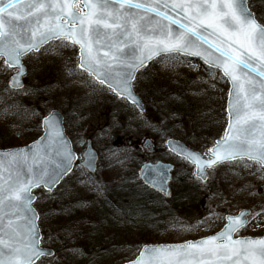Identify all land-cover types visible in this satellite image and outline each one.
I'll list each match as a JSON object with an SVG mask.
<instances>
[{
    "label": "snow or ice",
    "instance_id": "1",
    "mask_svg": "<svg viewBox=\"0 0 264 264\" xmlns=\"http://www.w3.org/2000/svg\"><path fill=\"white\" fill-rule=\"evenodd\" d=\"M52 41L59 43L53 46ZM77 45V68L141 109L131 82L136 71L154 57H199L207 66L209 80L222 70L221 79L231 84L223 136L207 154L178 141L167 144L195 165L197 179L207 180L208 167L225 163L255 167L264 178V12L258 17L249 0H0V58L5 70L15 69L5 94L32 91L21 82L26 71L23 57L39 54L42 48L47 52ZM21 108L24 118L35 115L33 109L16 102L6 103L0 115ZM42 126L45 134L32 145L0 150V264H44L45 260L55 264L57 259L51 248L42 246L33 189L42 186L51 194L80 158L59 113L49 112ZM94 164L95 153L89 148L80 166L94 170ZM153 172L151 177L145 173V183L170 195L165 186L167 166ZM92 183L102 188L99 182ZM262 213L264 209L256 213L243 209L229 214L220 232L200 240L143 245L128 264H264V237L234 238L250 223L249 216L257 219ZM198 224L177 221L173 226L192 229ZM52 238L50 234L48 239ZM68 251L83 254L82 249Z\"/></svg>",
    "mask_w": 264,
    "mask_h": 264
},
{
    "label": "trees",
    "instance_id": "2",
    "mask_svg": "<svg viewBox=\"0 0 264 264\" xmlns=\"http://www.w3.org/2000/svg\"><path fill=\"white\" fill-rule=\"evenodd\" d=\"M253 2L264 4V0ZM155 62L156 60L142 68L134 82L143 99L157 106L155 113L148 111V108L141 113L125 99L115 96L118 99L115 100L118 101L117 105L108 108L109 113H113L115 121L123 123L126 117L120 113L124 110H134L138 113V117L134 119V122L138 123L134 124L136 126L134 132L143 135L147 133L146 123L159 124L160 119L157 118L156 112L163 111L166 120L172 119L173 122L167 125L170 126L166 129L168 133L179 138H194L195 134L181 129L180 123L189 118L196 133L205 128L201 137L215 139V134L222 132L226 125V96L221 98L212 94V86L208 88L202 83L203 90L211 91L213 109L209 110L205 102L196 97L199 90L187 87L195 83V74L185 70L178 73L180 75L178 78L173 74L162 77L157 74L156 68H152ZM53 66L54 72L48 68L35 72V76L24 87L32 90L28 94L22 92L15 95L5 94L3 89L8 87L9 79H5L0 73V96L4 97V101H0V113L3 112L6 103L10 105L13 102L35 111V115L28 118L23 117V108L13 109V114L0 115V148L21 146L35 140L42 132V119L48 113L46 108L49 106L64 107L68 110H64L66 126L70 123V110L90 114L95 108L106 106V103L94 99L88 92L79 96L78 93L71 94L67 90L63 93L61 89L65 85L58 79L61 77L62 68L56 64ZM54 76L56 78L53 80ZM46 79L51 80L46 82ZM32 82L35 84L29 86ZM213 84L218 88V83H211ZM62 94L68 100L67 103L61 97ZM210 112L211 123H207V113ZM174 116L179 119L173 120ZM163 150L165 152L162 153V157L167 153L166 148ZM132 165L130 171L116 178L106 176L105 181L99 183L101 189H97L95 185L89 188L87 185L79 187L77 181L70 179L72 177L70 175L54 192L39 197L35 206L40 213L39 223L44 244L54 247L56 254H64L65 260L73 254L68 249L83 248L87 251V257L92 264H114L109 260L114 258L120 249L130 247L127 251L130 255L138 252L144 244L153 243L157 239L153 229L162 224L170 225L182 209H189L195 213L198 211L199 200L204 192V187L199 185L200 183H191L186 177L179 178L175 181L174 188L172 186L171 196L166 197L144 185L138 175L139 165L133 162ZM69 233L72 234L71 237ZM50 234L53 237L51 240L48 239Z\"/></svg>",
    "mask_w": 264,
    "mask_h": 264
},
{
    "label": "rangeland",
    "instance_id": "3",
    "mask_svg": "<svg viewBox=\"0 0 264 264\" xmlns=\"http://www.w3.org/2000/svg\"><path fill=\"white\" fill-rule=\"evenodd\" d=\"M249 3L252 6L253 12L256 13L258 17L264 12V4L261 5V3H254L253 0H249ZM58 43V41H54L51 42V45L55 46ZM78 52V46L62 47L56 51L49 48L47 52L42 48L39 54H29L25 56L24 61L28 67L25 79L26 83H28L35 76V72L46 68H48L49 71L54 72L53 64H56L57 67L62 68V72H60L61 77L58 79H60L65 85V87L61 89L63 93H66L67 90V92L71 94L76 92L79 96L81 93L88 92L94 99L96 98L97 100H102V102L106 103V106H99L90 114H86L85 112L76 113L74 109L70 110V123L66 126L67 134L69 135L74 150L78 153L80 159H82V152L86 146L88 138L93 140L94 146L101 153L102 160L100 162L99 174L95 176L89 175L81 168V166H77L72 172V177H70V179L77 181V186L81 187L87 185L89 188L94 185L92 181L103 183L106 176L116 178L117 176L130 171L133 166L132 162L137 163L140 166L142 163L151 160V158L155 159L160 156L162 157V153L165 152L163 148H165L166 140L169 137H179L167 132L168 130L166 129L170 127L167 125L173 122L172 119L169 121L166 120V115L163 111L156 112L157 118L160 119V123L153 125L146 123L145 126L147 133L143 135H138L134 132V128H136L134 124H138L137 122H134V119L138 117V113L134 110H124L120 113L124 114L126 117L123 123L119 124L120 121H115L112 116L113 113H109L108 108L111 105H117L118 101H115L118 100L115 98L116 95L111 89L96 81L89 73L77 68L79 58ZM177 66L179 67L177 68ZM152 68H156L158 71L157 74L162 77H169L173 74L178 78L180 76L178 73L185 70L195 74V83L189 84L187 87L188 89L195 88V91L199 90L196 97L200 101H204L209 110L213 109L210 100L211 91L212 94L221 98L227 96L229 83L225 78V82L220 78V76H222L221 72L218 70L215 78L209 80L207 66L195 59L188 57L185 59L181 56L179 60H173L171 58L165 60L161 57L156 60L155 64L152 65ZM69 69L72 70L71 74L69 73ZM14 71L15 69L5 70L4 60L3 58H0V73H2L5 79H9ZM55 78L56 77L54 76L53 80ZM50 80L51 79H46V82ZM202 83L208 88L211 87V83H218V88L211 87V91L207 89L206 92L203 90ZM32 84L35 83L32 82L29 86H32ZM61 97L65 99L64 94H62ZM216 98L218 99V97ZM144 101L148 111L153 112L154 114L157 106L153 105L147 99H144ZM65 102L67 103L68 100L65 99ZM54 108L55 107L49 106L46 108V111L50 112L51 109ZM59 109L63 111V113L64 110H66L64 107H60ZM207 117V123H211V112L207 113ZM177 119H179L177 116L173 117V120L177 121ZM180 124H182L181 129H186L196 136L190 139H179L183 140L189 146L201 151L203 154H207V149L212 146L217 138L223 135L222 131L215 134V139H204V137H201V134L204 132L205 128L196 133L189 118L185 119ZM146 137L155 138L154 153L147 152L146 148L143 147V141ZM152 146L154 145H148V147ZM166 152L167 153H165L162 159L171 161L176 165V170L174 172L175 175L172 181L173 188L175 186V181H178L179 178L183 179L186 177L191 183H200L199 185L204 187V192L202 198L199 200L200 207L196 213L189 209H182L179 215H177L178 217L175 218L170 225L162 224L153 229L157 237L154 243H175L198 239L220 230L226 223L227 214H235L242 208H250L253 213L261 212V209H264V178H261L260 172L255 171V167L248 169L236 167L235 164L231 167L227 163L220 164L209 170V180L207 182H201L193 174L195 171L193 164L186 159L171 153L167 149ZM253 172H255V174H251ZM35 193L38 197L49 195L43 187L37 188ZM177 221L191 225H197L198 222L202 223H199L197 227L192 229H186L173 226ZM249 222L250 223L247 226L238 231L237 236L264 235V213H262L257 219L250 216ZM129 248L120 249L114 258H111L109 261L114 264H121L134 259L138 252L135 251L128 255L129 252L127 251ZM82 250L83 254L73 252L68 260L64 259V254H56L57 259L55 260V264H92L87 257V251L83 248ZM44 264H47V260H45Z\"/></svg>",
    "mask_w": 264,
    "mask_h": 264
},
{
    "label": "water",
    "instance_id": "4",
    "mask_svg": "<svg viewBox=\"0 0 264 264\" xmlns=\"http://www.w3.org/2000/svg\"><path fill=\"white\" fill-rule=\"evenodd\" d=\"M83 5V4H82ZM85 11H87V9L85 8L84 9ZM253 11V10H252ZM80 54V53H79ZM158 57H160V56H157V57H154L153 59H151V60H149L146 64H145V66H147L149 63H151L153 60H155V59H157ZM190 58H194V59H196V60H199L200 62H202L203 63V61L199 58V57H190ZM22 62H23V64L25 65V68H26V71H25V73H24V75L26 74V72H27V66H26V64L24 63V61H23V58H22ZM204 64V63H203ZM144 66V67H145ZM143 67H141V68H139L137 71H136V73H135V79H136V77H137V74H138V72L142 69ZM80 69H82V68H80ZM83 70V69H82ZM221 71V73H222V70H220ZM24 75L21 77V82H22V84H23V86H24ZM135 79L131 82L132 83V91L134 92V94H135V96L136 97H138V99H139V101H140V103L143 105V108L141 109L140 107H138L136 104H134L126 95H121V94H118V92L117 91H114L113 89H111L115 94H117L118 96H120V97H123V98H125L129 103H131V104H133V105H135L140 111H144L145 110V105H144V101H143V99H142V97L139 95V93H137V91L135 90V87H134V81H135ZM228 81V80H227ZM229 83V82H228ZM105 86H107V84H104ZM108 87V86H107ZM230 87H231V84L229 83V89H230ZM109 88V87H108ZM228 99H229V90H228V96H227V101H226V109H227V104H228ZM52 111H55V112H57V113H59L60 114V118L62 119V126H63V128H64V130H65V133H66V129H65V125H64V115H63V113L59 110V109H53ZM51 111V112H52ZM227 112V111H226ZM228 119H229V117H228V113H227V123H228ZM43 121V120H42ZM226 127H227V125H226ZM42 130H43V133L41 134V136H43L44 134H45V129H44V127L42 126ZM66 135L68 136V134L66 133ZM41 136H39L36 140H34V141H37V140H39V138L41 137ZM68 138L70 139V137L68 136ZM219 139V138H218ZM169 140H173V141H178V142H180V143H182L183 145H185L187 148H189V149H192V150H194V151H197V152H199V153H201L200 151H198V150H195V149H193V148H191V147H189L185 142H183L182 140H180V139H177V138H169L167 141H169ZM34 141H32L31 143H29V144H27V145H24V146H20V147H13V148H23V147H26V146H30V145H32L33 144V142ZM70 141H71V139H70ZM167 141H166V146L168 147V149L170 150V148H169V146H168V144H167ZM151 142V139H147L145 142H144V146H147L149 143ZM71 144H72V148H73V143H72V141H71ZM13 148H6V149H13ZM89 148H91V149H93L94 150V153H95V164H94V170L93 169H87V168H84V169H86L88 172H90L91 174H96L97 172H99V152H98V150L93 146V143H92V140L91 139H88L87 140V146H86V148H85V150L83 151V153H82V157H84V153H85V151L87 150V149H89ZM0 150H4V149H0ZM73 151H74V149H73ZM148 151L149 152H151L152 151V148H150V149H148ZM172 153H175L174 151H172V150H170ZM75 152V151H74ZM176 154V153H175ZM78 155V154H77ZM176 155H178V154H176ZM178 156H180V155H178ZM79 157V156H78ZM83 160V159H82ZM82 160L80 161V165H81V163H82ZM78 161V159L76 160V161H74V167H75V164H76V162ZM146 165H148V166H150V167H145ZM161 166H167V172H168V176H169V178H168V180H167V183H166V188L168 189V191L170 192V193H172V187H171V180H172V176H173V170L175 169V165H174V163H171V162H169V161H164V160H157V161H155V162H153V161H147V162H145L141 167H140V169H139V175H140V177H141V179H142V181L145 183V173H147L148 174V176L149 177H151L152 175H154V172H153V169H155V168H160ZM74 167H73V169H74ZM210 168H212V167H208L207 169H206V171H207V174H208V169H210ZM73 169H72V171H73ZM142 169H143V172H142ZM71 171V172H72ZM195 171H196V167H195ZM71 172H69L66 176H68ZM65 176V177H66ZM64 177V178H65ZM63 178V179H64ZM208 178H209V174H208ZM207 178V179H208ZM62 179V180H63ZM62 180L60 181V183L62 182ZM202 181H206V180H202ZM59 183V184H60ZM59 184H57L56 185V187L55 188H57L58 187V185ZM146 185H148L149 187H151V188H155L156 190H158V191H160V192H162L164 195H166L163 191H161L160 190V188H158V187H153L151 184H149V183H145ZM54 188V189H55ZM36 189V188H35ZM35 189H33V191L35 190ZM53 189V190H54ZM52 190V191H53ZM36 195V194H35ZM171 195V194H170ZM170 195H166V196H170ZM35 202V201H34ZM34 202H33V206H34ZM35 207V206H34ZM243 209H248V208H243ZM243 209H241V210H243ZM37 210V209H36ZM240 210V211H241ZM250 210V209H249ZM239 211V212H240ZM239 214V213H238ZM235 215H237V214H235ZM228 216V215H227ZM227 220V219H226ZM227 223H228V221H227ZM224 227V226H223ZM223 229V228H222ZM222 229H220L218 232H220ZM218 232H215V233H213V234H211V235H208V236H212V235H214V234H216V233H218ZM208 236H204V237H208ZM204 237H201V238H198V239H194V240H200V239H202V238H204ZM245 237H253V236H245ZM257 237H264V236H257ZM234 238H235V234H234ZM188 241V240H187ZM180 243H183V242H177V243H154V244H146V245H164V244H180ZM46 248V247H45ZM53 250V249H52ZM54 251V250H53ZM139 256V255H138ZM136 259V258H135ZM134 259V260H135ZM129 262V261H128ZM128 262H125V263H123V264H128Z\"/></svg>",
    "mask_w": 264,
    "mask_h": 264
},
{
    "label": "flooded vegetation",
    "instance_id": "5",
    "mask_svg": "<svg viewBox=\"0 0 264 264\" xmlns=\"http://www.w3.org/2000/svg\"><path fill=\"white\" fill-rule=\"evenodd\" d=\"M154 152V151H153Z\"/></svg>",
    "mask_w": 264,
    "mask_h": 264
}]
</instances>
